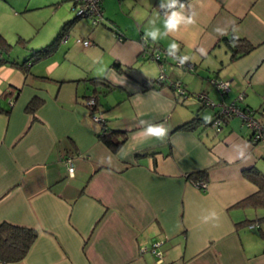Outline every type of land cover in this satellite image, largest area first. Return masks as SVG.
Here are the masks:
<instances>
[{
  "label": "crops",
  "instance_id": "crops-1",
  "mask_svg": "<svg viewBox=\"0 0 264 264\" xmlns=\"http://www.w3.org/2000/svg\"><path fill=\"white\" fill-rule=\"evenodd\" d=\"M119 1L102 0L104 28L83 38L89 45L77 42L84 49L79 65L68 61L70 67L58 70L62 60L55 50L38 58L35 52L53 43L74 17L66 11L58 20L50 16L51 26L36 44L22 30L13 32V43L5 25L18 17L14 14L47 9L55 15L61 2L0 0V223L37 234L26 255L7 264H264V211L235 206L259 190L244 171L255 168L264 174V143L252 145L239 119L208 131L204 122L213 119L217 107H210V119H203L205 106L198 101L197 110L184 109L167 76L159 87L155 71H126L146 55L141 38L148 20H162L163 12L159 0H142L145 14L137 17L139 0ZM126 5L134 18L121 24L117 10ZM185 6L196 23L159 43L149 41V49L167 50L175 40L179 54L189 56L193 67H202L205 79L214 74L230 82L224 95L203 88L209 100L231 103L243 95L238 107L264 109V0H189ZM234 27L255 48L230 61L221 38ZM20 38L27 40L24 47ZM18 45L30 53L13 51ZM24 61L26 72L18 66ZM91 78H104L113 86L100 82L96 95L99 117L110 129L126 132L117 151L99 140L101 124L81 100L95 92ZM183 88L189 91L185 84ZM35 97L42 104L28 113L25 108ZM195 117L202 120L197 128L179 129ZM141 120L165 124L167 138L144 140L138 135ZM241 149L243 158L238 156ZM65 155L72 158L74 178L61 160ZM201 170L207 172L204 190L185 177ZM211 209L220 214L217 227L199 219Z\"/></svg>",
  "mask_w": 264,
  "mask_h": 264
},
{
  "label": "rangeland",
  "instance_id": "rangeland-1",
  "mask_svg": "<svg viewBox=\"0 0 264 264\" xmlns=\"http://www.w3.org/2000/svg\"><path fill=\"white\" fill-rule=\"evenodd\" d=\"M114 1L117 2L119 0H114ZM120 1L122 2V0ZM142 2H143L142 0H139L138 5L134 8V14L137 17H141L142 15L145 14V12L143 11V6L141 4ZM59 3H60L59 7L54 8V11H56L55 13L56 16L54 15L53 11H50V14H49L47 12V9H41L38 11L35 10V12L25 11L22 13L14 14V15H17L18 17H13L11 21L5 25L6 26L5 30H6L8 39L12 40L14 38L12 42L13 43L16 42L17 35L14 36L13 32L16 33L22 30L23 32L22 34L23 36L26 37L27 40L29 39V36H34L35 38L34 37L32 38V41L30 44H36L33 41L34 40L37 41L41 38H44L46 34V30L51 26V23L53 20H48L50 16H53V19L55 18L58 20L60 18V15L66 11V13L70 16V18L75 17L76 10L72 8V2L70 0H59ZM126 7H127L126 10H117L118 12L117 19L121 22V24H124V23L126 24V22L133 20L134 18L133 15H131L130 13L131 10L129 9V6L126 5ZM43 13L45 15H43ZM10 24H11L10 29H8L9 28L8 26ZM77 26L80 28H83V30L80 32L79 30H77L76 28ZM94 28L100 29V28H104V26L100 24L97 27H93L92 22L89 19L77 18L71 32L68 34V36L62 43L60 42V45L53 52V54H55V57H59V60H62L60 61L61 64H59L60 66L58 67V70L62 69L63 67H70L68 61L73 62L75 65H79L78 61L84 55L83 54L84 49L82 48L81 44L77 43V40L82 41L83 38H86L89 33L94 31ZM156 49H158L157 52L160 54L162 59H164L162 60V63L159 64L156 60L149 58V54H147L143 58L142 57L139 58V62L137 63L136 67H134L133 69H129V68H125V69L126 71H129V72H137V71L145 70L148 73H151L155 71L157 74L156 75L157 77L163 74L164 76H167L169 80H172L174 82H179L181 84L182 89H184L183 85L185 84L189 91H184L185 95L180 96V100H183L184 109H187V110L190 109L194 111L197 110L200 106L198 103L197 95L203 92L202 89L208 88L209 91L211 88L216 89V87L212 84L211 81L213 80L224 81V80L214 78V74H212L210 79H205V75H204V71L202 67H194L195 68L194 72L193 70L179 67L176 65V62L173 58H171L170 56L167 57L166 55L164 56L165 53H163L162 51L166 49H161L160 47H157ZM13 51L21 52V53H30V51L23 49V47L19 45ZM64 57L66 58V60H64ZM27 61L31 62V57H27ZM187 63L192 64L190 60H188ZM38 68L39 67H34V69L36 70H38ZM215 89L214 91L216 93H220L217 89L216 90ZM79 94L81 95L82 93H79ZM203 94H205V92ZM114 97L115 96H112L111 99H113ZM100 98L102 100L103 95H100ZM81 100H83L84 104H87L88 102L86 98H82ZM212 102L214 101L212 100ZM226 104H229V103H226ZM209 108L210 107L201 108V115L203 119H210L209 118L210 111L208 110ZM187 110H182V111L184 112ZM93 115L100 116L102 114L98 110L97 112L93 113ZM211 120L212 119L208 120V123H210V125L207 127L208 131H212L216 128L212 125ZM230 120H234L232 122L234 123L236 122V120H238V118L233 117ZM97 125H99V123H97ZM262 167H264V164H262ZM260 211H264V208L262 207L258 208L257 213H259Z\"/></svg>",
  "mask_w": 264,
  "mask_h": 264
},
{
  "label": "trees",
  "instance_id": "trees-1",
  "mask_svg": "<svg viewBox=\"0 0 264 264\" xmlns=\"http://www.w3.org/2000/svg\"><path fill=\"white\" fill-rule=\"evenodd\" d=\"M188 1L189 0H180V2L183 4H185ZM101 10H102V1H101ZM161 12L163 11L161 10ZM77 18H87V17H79L75 15L74 20H76ZM73 21L65 22L63 26L61 27L53 43H51L44 49L36 51L35 56H37V58L41 56H45L49 54L51 51L55 50L56 45L61 40H63L65 36H67V32L69 28L71 27ZM103 22H104V17H103V21L100 24H102ZM100 24H97V25H100ZM110 30L112 31L114 35L119 34L118 31L113 28H111ZM234 35L239 37L236 43V46H233L231 42ZM221 40L225 42L226 46L228 47L230 51V56H229L230 61H234V60L241 58L242 56L249 53L255 48V46L252 45L247 39L239 36L233 31H231L229 35L222 37ZM19 42H21L23 47L27 44V40H24L22 38L19 39ZM26 62L27 61H24L23 63L18 64V66L22 67L25 72L28 70L27 67H23V65ZM14 64L17 65V63H14ZM113 66L115 69H117V71L122 72L118 64H114ZM88 82L91 84V86L95 90L94 92L95 94L93 93L92 95H88L85 97L87 100L89 98L94 99V105L89 106L85 104L86 108L90 111V114L92 116L93 113L97 112L99 108V99L96 93L97 94L99 93L97 90V87H99L100 82H103V84H105L110 89H113V86L109 84L108 82H106L104 78H91L88 80ZM161 83L162 81H158L159 87L162 86ZM149 88H150L149 85L145 86V89H149ZM41 104H42V100L35 97L26 106L25 110L28 113H34L35 110ZM200 121L202 120L195 117L191 119L190 121L183 123L179 127V129L193 130L199 126ZM100 124H101L100 132L98 133L99 140L103 142V144H105L112 151H117L126 139V132L110 129L109 126H107V123L105 120H103V122ZM204 125L209 126L210 123H208V121H205ZM244 175L247 179L253 182L258 187L259 190L257 193L249 196L248 198L243 199L242 201H239L235 206L242 207V208H245V207L264 208V174H261L255 168H252V169L245 170ZM185 177L190 182L206 181L207 172L206 170L195 171V172L186 174ZM36 236L37 234L33 229L23 227V226L13 225L8 222H1L0 223V262L3 264H7V263H13L18 260H21L26 255L28 249L30 248L31 244L34 242Z\"/></svg>",
  "mask_w": 264,
  "mask_h": 264
},
{
  "label": "built area",
  "instance_id": "built-area-1",
  "mask_svg": "<svg viewBox=\"0 0 264 264\" xmlns=\"http://www.w3.org/2000/svg\"><path fill=\"white\" fill-rule=\"evenodd\" d=\"M72 2V8L76 10V15L79 17H87L91 20L92 24L97 25L103 21V15L101 10V1L102 0H70ZM113 36L122 40V37L119 34H113ZM77 42H81L83 45H89L90 42L87 40H77ZM141 44L144 53L149 54V58L156 60L159 64L162 63V57L157 52L158 49H149L148 44H144L141 38ZM164 56H169L167 54V50L162 51ZM171 57V56H170ZM172 58V57H171ZM176 65L179 67L187 68L193 70V65L190 63H185L184 65H180V63L175 60ZM161 67V66H160ZM164 75L161 74L158 77V80H163ZM212 84L216 87V89L220 92V94L224 95L229 91L230 82L229 81H211ZM172 87L176 89L179 96H184L185 92L182 89L181 84L179 82H172ZM243 98V95H239L237 99L229 104L224 102H220L218 104H214L211 100L208 99L206 94L197 95L198 101L205 107H217V112L212 119V125L216 128H220L223 126L228 120L233 117H236L240 120L241 125L248 129L249 131V142L252 145L257 143H264V109L253 110L248 107L240 108L237 106L236 101H239ZM12 100L9 101V104L12 105ZM87 105H94V99L89 98ZM93 121L97 123H102L103 119L99 116H91ZM61 160L64 162L66 170L69 175V169H74V164L72 158L70 156H62ZM70 176V175H69ZM196 188L200 190H204L207 186L206 181H195L191 182Z\"/></svg>",
  "mask_w": 264,
  "mask_h": 264
},
{
  "label": "clouds",
  "instance_id": "clouds-1",
  "mask_svg": "<svg viewBox=\"0 0 264 264\" xmlns=\"http://www.w3.org/2000/svg\"><path fill=\"white\" fill-rule=\"evenodd\" d=\"M185 4L181 3L180 0H159V8L163 11V18L159 16L149 19L147 25L144 28V35L142 37L143 43L147 44L151 41L153 44L159 43L161 40L168 38L171 34L178 33L181 28L194 25L196 20L194 18V13L185 11ZM159 21V23H158ZM221 35L226 34L223 29H216ZM237 29L234 27L233 32L235 33ZM238 36H233L232 45L236 46L238 41ZM202 56H206L207 52L205 49L201 48L198 50ZM180 44L175 40L171 41L167 46V54L171 56L174 60H177L180 65H184L190 57L187 55H180ZM140 124L142 130L138 133L144 140L155 139L159 141H164L169 133V129L163 123H149L141 120ZM239 158L244 157L243 149L238 152ZM70 177L74 178L75 170L69 169ZM200 221L202 224L211 225L212 227H217L220 221V214L215 210H205V214L200 216Z\"/></svg>",
  "mask_w": 264,
  "mask_h": 264
}]
</instances>
